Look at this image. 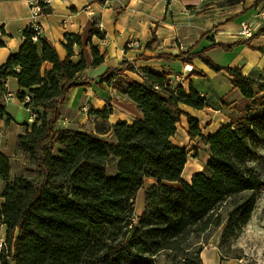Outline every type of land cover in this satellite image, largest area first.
Instances as JSON below:
<instances>
[{
    "label": "trees",
    "instance_id": "obj_1",
    "mask_svg": "<svg viewBox=\"0 0 264 264\" xmlns=\"http://www.w3.org/2000/svg\"><path fill=\"white\" fill-rule=\"evenodd\" d=\"M91 34L102 37L94 30ZM257 34L264 35V23ZM34 35L30 24L19 50L0 67V119L11 120L2 92L9 78L17 81L19 101L29 96L24 106L34 117L17 136L27 174L12 176L10 159L0 155V220L6 228L0 264H155L160 254L172 264H203L198 239L217 228L219 248L229 245L250 220L264 190L252 161L264 138V69L252 78L238 66L214 63L206 53L213 47L229 50L248 40L212 43L196 52L189 48L176 56L158 55L183 63L197 58L212 71L231 76L242 100L227 115L228 124L203 136L198 119L182 108L206 106L191 82L188 93L181 85L170 88L165 73L150 69L143 70L141 81L134 80L124 74L133 67L122 61L100 79L136 104L142 118L132 124L116 122L108 138L99 131L58 126L69 92L91 82L80 78L87 68L81 36L65 35L66 56L61 58L41 34L36 40ZM74 46L77 60L72 59ZM257 49L264 55V45ZM91 54L92 66L103 62L97 48L91 46ZM94 113L105 119L111 107ZM178 123L208 152L203 168L189 182L181 178L188 149L170 140ZM147 177L155 184L145 191L143 212L132 221L135 196Z\"/></svg>",
    "mask_w": 264,
    "mask_h": 264
},
{
    "label": "crops",
    "instance_id": "obj_2",
    "mask_svg": "<svg viewBox=\"0 0 264 264\" xmlns=\"http://www.w3.org/2000/svg\"><path fill=\"white\" fill-rule=\"evenodd\" d=\"M219 1L125 0L122 3V0H116L112 5L104 6L97 0H53L49 13L35 16L26 0H0V67L10 54L19 50L22 33L30 24L36 23L39 26L41 36L55 46L61 58L66 56L65 35L79 34L83 40L82 49L87 63V68L81 73L80 78L91 82L76 86L69 92L58 122L59 128L99 131L106 136L116 122L125 121L132 124L142 118L136 104L100 79L108 69L126 61L133 69L126 70L124 74L134 80L141 81L138 74H144V69H150L159 74L165 73L170 88H175L173 85H181L188 93L191 82L205 99L206 106L202 109H193L184 105L182 108L198 119L203 136H205L203 128L208 130L206 136L212 135L221 125L229 123V118L222 113L221 100L229 91H237L232 85L233 78L223 70L212 71L197 58L190 63H183L158 55L176 56L189 48L196 52L209 47L212 43L233 44L242 39L239 33L240 23L245 16L243 9L252 5L255 0H245L243 3L230 6H220ZM262 1L264 0L256 6ZM261 5L264 10V2ZM92 30L99 32L102 37L91 34ZM260 37L263 40L258 47L264 45V35ZM129 40L136 41L138 45L125 48ZM91 46L97 48L104 56L103 62L98 66L91 64ZM77 50V46H74L73 60H77ZM214 50L220 54L221 61L219 59L213 61L208 56ZM206 55L220 66H238L244 74L252 78H257L263 73L264 55L244 45L229 50L213 47ZM229 55L230 57H227ZM257 62L261 67L259 70L254 68ZM44 67L49 68L50 64L45 63ZM226 83L230 85L228 88ZM7 89L11 97L4 103L11 120L6 123L0 119V155L8 157L12 150L20 151L17 136L26 131L33 123L34 117L17 97L19 88L15 78L7 80ZM105 106L111 107V113L103 119L94 112ZM19 113L28 114L26 120L23 119V115L21 119ZM209 121L211 122L207 125ZM170 140L173 144L186 149L195 143L179 123ZM186 164L181 178L189 182L192 175L201 168L191 171ZM146 182L148 186L143 190L144 193L155 184V180L147 177L144 180V183ZM143 209L137 213V217L142 214ZM5 229L0 220L2 241L5 240ZM214 254L217 255V252H213ZM201 258L205 264H213V261L218 259L215 256L208 257L204 251H201Z\"/></svg>",
    "mask_w": 264,
    "mask_h": 264
},
{
    "label": "rangeland",
    "instance_id": "obj_3",
    "mask_svg": "<svg viewBox=\"0 0 264 264\" xmlns=\"http://www.w3.org/2000/svg\"><path fill=\"white\" fill-rule=\"evenodd\" d=\"M124 2L125 0H122V3ZM263 2L264 1H262L261 4H263ZM254 3L249 7L243 9L245 16L243 17L244 19L240 23L241 29L239 33L240 36H242V39H239L238 41L248 40V42L243 45L252 50L259 51L257 48L263 39H261L260 37L261 35L257 34V32L264 23V10L261 7L262 6L261 4L256 6L254 5ZM242 23L247 24L249 33L244 34V31L242 29ZM208 56L213 61H216L218 59L219 61L222 60L220 54H218L216 50L210 52ZM227 57H230V55ZM256 64L257 65H255L254 68L259 70L261 68L259 62H257ZM211 83L212 82H210V84ZM175 86L176 85H173V87ZM228 86H230L229 83H226L227 88ZM237 91L234 92L229 91L223 98V100L228 103V106L221 109L222 113L225 116L232 113L233 105L239 104L242 100V96L240 95L239 91L238 92ZM221 104H222V100H221ZM19 115L21 116L22 119L23 113H19ZM27 115L28 114H24L23 119L26 120ZM210 122L211 121H209L207 125H209ZM105 128L106 127H103V129ZM203 132L206 136L208 130L207 129L205 130V128H203ZM108 135L109 134H107L106 137L109 138ZM194 142L195 143L192 147H188V158L186 164V167H188L189 170L191 171L197 168H201V166L203 168L205 160L208 157V152L204 143L201 140H196ZM25 157H26L25 154L21 153L18 150H12V153L8 155V158L10 159L11 162L12 176L21 175L23 173L27 174L22 170L23 164L27 163V159ZM252 161L260 177L264 180V138L261 141L257 150L255 151V154L252 157ZM109 167H110L109 169H112V165H110ZM147 186L148 183L147 182L144 183L143 187L137 192L135 196L134 218H136L137 213L144 208L143 190H145ZM220 231H221L220 228L211 229V231L204 233L198 239L199 240L198 244L202 246L201 251L206 252L208 254V257H212V256L218 257V259L216 258L215 261H213L214 262L213 264H264V190L262 193H260V199L248 223L242 228V231L239 233V235L236 238L230 240L229 245H224L221 248H219L218 246L220 241ZM213 252L214 253L217 252V255L216 254L213 255ZM221 255H223L222 259H221ZM200 257H201V252H200ZM154 260L156 261L155 264H172L171 260L165 254H160L156 256ZM202 263L205 264L203 260ZM206 263H207V259H206ZM125 264H131V263L130 261H127Z\"/></svg>",
    "mask_w": 264,
    "mask_h": 264
},
{
    "label": "built area",
    "instance_id": "obj_4",
    "mask_svg": "<svg viewBox=\"0 0 264 264\" xmlns=\"http://www.w3.org/2000/svg\"><path fill=\"white\" fill-rule=\"evenodd\" d=\"M26 1L29 4L32 14L36 16L38 14H41V11L43 9L50 8L53 0H26ZM97 1L100 2L104 6H110L116 0H97ZM33 28L35 30V35L33 36V40H36L37 36L40 34V28L36 23H33ZM242 29L244 31V34L249 33L247 24L242 23ZM137 45L138 43L136 41L129 40L126 42L125 48H130V47L137 46ZM138 75L139 77H141V79L145 78V75L142 73H139ZM2 92H3V98H4L3 100L5 102L9 101L11 94L9 93L7 89V84L5 85V89ZM29 100H30L29 96L25 95L23 103L29 102ZM28 110L30 111V114L32 116L31 109L28 108ZM135 219L136 218L133 217L132 221H134ZM3 245H4V241L0 240V250L3 248Z\"/></svg>",
    "mask_w": 264,
    "mask_h": 264
},
{
    "label": "bare ground",
    "instance_id": "obj_5",
    "mask_svg": "<svg viewBox=\"0 0 264 264\" xmlns=\"http://www.w3.org/2000/svg\"><path fill=\"white\" fill-rule=\"evenodd\" d=\"M201 168H202V166H201Z\"/></svg>",
    "mask_w": 264,
    "mask_h": 264
}]
</instances>
